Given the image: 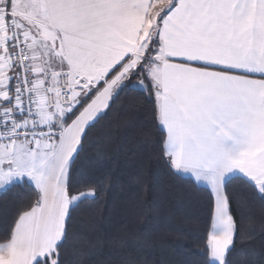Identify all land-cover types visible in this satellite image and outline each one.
I'll use <instances>...</instances> for the list:
<instances>
[{
    "label": "snow or ice",
    "instance_id": "obj_1",
    "mask_svg": "<svg viewBox=\"0 0 264 264\" xmlns=\"http://www.w3.org/2000/svg\"><path fill=\"white\" fill-rule=\"evenodd\" d=\"M122 93L150 105L142 167L207 190L203 264H231L233 204L264 201V0H0V192L30 193L0 217V264H65ZM130 235L124 264H149Z\"/></svg>",
    "mask_w": 264,
    "mask_h": 264
},
{
    "label": "trees",
    "instance_id": "obj_2",
    "mask_svg": "<svg viewBox=\"0 0 264 264\" xmlns=\"http://www.w3.org/2000/svg\"><path fill=\"white\" fill-rule=\"evenodd\" d=\"M135 96L122 93L113 111L92 130L93 139L104 140L106 162L84 176L99 192L76 213L65 264H124L137 255L131 247L133 232L147 242L140 255L149 264H203L211 214L207 190L168 176L154 161L142 167L152 151L142 132L152 122L150 105ZM29 195L22 189L0 192V217ZM233 211L239 230L231 264H264V201L251 197L234 203ZM117 238L128 239L130 246L113 250L108 245Z\"/></svg>",
    "mask_w": 264,
    "mask_h": 264
}]
</instances>
